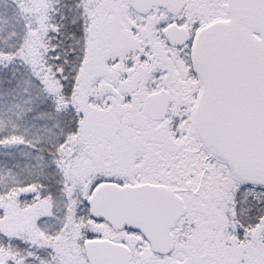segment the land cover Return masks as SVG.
<instances>
[{"label":"snow or ice","instance_id":"1","mask_svg":"<svg viewBox=\"0 0 264 264\" xmlns=\"http://www.w3.org/2000/svg\"><path fill=\"white\" fill-rule=\"evenodd\" d=\"M0 264H264V0H0Z\"/></svg>","mask_w":264,"mask_h":264}]
</instances>
